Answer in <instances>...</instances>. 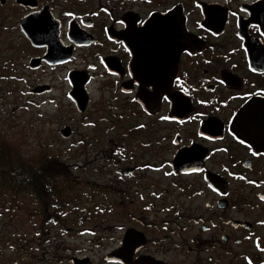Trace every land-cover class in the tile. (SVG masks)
<instances>
[{
	"label": "flooded vegetation",
	"instance_id": "obj_1",
	"mask_svg": "<svg viewBox=\"0 0 264 264\" xmlns=\"http://www.w3.org/2000/svg\"><path fill=\"white\" fill-rule=\"evenodd\" d=\"M6 2L2 70L46 96V144L97 160L98 178L33 186L42 200L17 220L56 234L15 248L44 264L60 249L69 264H264V0ZM62 231L82 243L42 247Z\"/></svg>",
	"mask_w": 264,
	"mask_h": 264
},
{
	"label": "rangeland",
	"instance_id": "obj_2",
	"mask_svg": "<svg viewBox=\"0 0 264 264\" xmlns=\"http://www.w3.org/2000/svg\"><path fill=\"white\" fill-rule=\"evenodd\" d=\"M13 5L6 2L0 3V139L8 138L13 139L21 146L26 154H31L38 149L44 148L46 151L53 153H61V161L67 165V172L71 178L76 179L79 183L71 184L72 186H82V177L89 180H96L97 173H94L93 162L87 164L80 158H73L62 150L65 145L50 143L49 133L46 126L43 128L39 122L35 120L36 112H43L44 110H51V106L48 102H45L46 96H33L27 90L22 89L20 84L11 79L2 70V58L4 44L7 43V39L12 35L9 24L13 19ZM39 106V107H38ZM40 133H44L40 135ZM100 177V175H98ZM104 181L109 182L110 178L106 175ZM79 195L78 192H76ZM28 211V210H27ZM27 213V212H26ZM27 219L23 222L17 220L21 216L18 208L14 209H0V264H10L9 258L13 253H20L21 249L15 247L21 245L22 240L19 237L27 238L30 249H34L37 245V237H35L36 231L47 236L55 235V230L52 229V224L45 225L46 228L40 230L41 225L35 222H30V214H27ZM25 217V214L23 215ZM36 217V215H35ZM64 226L66 227L67 224ZM56 238L51 241L42 243L43 246H50L52 242L62 244H80L82 243V236L73 234L71 232H60ZM43 242V239L41 240ZM63 245V244H62ZM52 250V249H50ZM30 252V250H29ZM66 252L60 249L59 251L47 252V255L43 257L44 262L47 264H69L63 254ZM18 255V254H17ZM14 264H30L29 259L22 256L14 260ZM33 264V263H31ZM36 264H44L37 261Z\"/></svg>",
	"mask_w": 264,
	"mask_h": 264
},
{
	"label": "trees",
	"instance_id": "obj_3",
	"mask_svg": "<svg viewBox=\"0 0 264 264\" xmlns=\"http://www.w3.org/2000/svg\"><path fill=\"white\" fill-rule=\"evenodd\" d=\"M75 180L67 172L66 164L61 160H39L32 161L15 140L0 139V209L19 208L20 204L28 211L31 208L32 200H42L35 195L42 193L33 189V186H55L71 185ZM21 245H27V238L21 239ZM18 254V255H17ZM21 254V255H20ZM22 256L29 259V262H36L32 253L21 250L20 253H13L9 258L10 264ZM30 263V264H31Z\"/></svg>",
	"mask_w": 264,
	"mask_h": 264
},
{
	"label": "water",
	"instance_id": "obj_4",
	"mask_svg": "<svg viewBox=\"0 0 264 264\" xmlns=\"http://www.w3.org/2000/svg\"><path fill=\"white\" fill-rule=\"evenodd\" d=\"M0 1L3 2V0H0ZM17 1H20L24 4H30V5H33L35 3V0H17ZM29 18L30 17H28V16L24 18V23L27 26L24 28V31L31 39L35 40L37 35H39L41 33L46 34L45 31H40V30H37L35 28L34 18L31 20ZM43 88H45V87L41 86L39 89H43Z\"/></svg>",
	"mask_w": 264,
	"mask_h": 264
}]
</instances>
